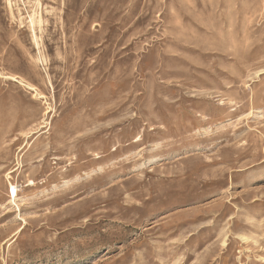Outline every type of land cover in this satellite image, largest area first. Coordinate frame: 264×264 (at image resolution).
I'll return each instance as SVG.
<instances>
[{"label": "rangeland", "instance_id": "obj_1", "mask_svg": "<svg viewBox=\"0 0 264 264\" xmlns=\"http://www.w3.org/2000/svg\"><path fill=\"white\" fill-rule=\"evenodd\" d=\"M0 264H264V0H0Z\"/></svg>", "mask_w": 264, "mask_h": 264}, {"label": "bare ground", "instance_id": "obj_2", "mask_svg": "<svg viewBox=\"0 0 264 264\" xmlns=\"http://www.w3.org/2000/svg\"><path fill=\"white\" fill-rule=\"evenodd\" d=\"M32 18H33V17H32ZM32 18H31V19H32ZM32 20L34 21V19H32ZM35 33H36V32H35ZM35 33H34V34H35ZM36 36H37V35L35 34V35H34V38H35V39H37ZM34 42H35V41H34ZM36 43H37V42H36ZM22 82H23V81H22ZM27 84H28V83H27ZM28 85H29V84H28ZM35 91L37 92V89H36ZM37 93H38V92H37ZM244 238H246V237H244Z\"/></svg>", "mask_w": 264, "mask_h": 264}]
</instances>
